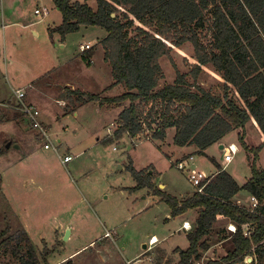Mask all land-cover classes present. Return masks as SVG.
I'll return each instance as SVG.
<instances>
[{
    "label": "rangeland",
    "instance_id": "1",
    "mask_svg": "<svg viewBox=\"0 0 264 264\" xmlns=\"http://www.w3.org/2000/svg\"><path fill=\"white\" fill-rule=\"evenodd\" d=\"M72 1L96 7L95 0ZM9 10L13 12L11 16ZM62 20L53 0H0V151L7 145L8 139L3 136L8 134L5 129L12 136L11 142L21 149L12 147L0 156V233L5 230L11 235L26 233L39 255L49 254L48 264H151L155 257L149 251L153 252L156 246L149 247V254L142 255L144 245H149L153 236L164 241L162 246L166 249L185 250L189 245L187 233L180 228L183 221H193L195 210L172 217L170 207L154 190L137 188L132 171L151 176L155 190L177 200L190 197L196 189L189 183L187 172L176 167L179 156L174 149L173 134L167 144L148 140L146 135H151L148 132L136 139L126 134L117 138V120L128 103L119 108L98 102L78 105L74 101L71 109L75 108L76 112L66 109L68 102L65 106L61 101L67 93L61 89L62 84L59 85V79L64 77L74 84L73 91L99 95L104 100L121 96L124 89L120 85L118 88L109 86L112 77L106 70L92 71L81 59L84 64L76 61L75 74H68L65 67L56 64L57 56L66 59L68 55H75L79 59V46H95L106 34L102 29L84 27L81 32L68 36L66 50L57 42L53 46L47 31L34 40L33 30L59 26ZM30 21L42 23L24 29L23 25ZM12 23L17 25H10ZM204 43H211L210 36ZM98 45L96 57L103 50L100 43ZM9 60L13 63L9 64ZM96 62L99 65L100 60L97 58ZM160 65L163 71L160 89L175 84L178 73L186 77L190 86H200L212 93H219L224 83L212 65L203 67L199 78L193 80L197 61L190 44L174 48L171 57L160 59ZM30 82L32 88L27 86ZM17 90L23 91L26 101L40 110V121L57 153L44 149L46 140L43 141L32 124L16 111L17 100L12 91ZM139 108L142 119L148 121L158 120L164 111L160 103L141 102ZM16 118L20 119L18 123ZM9 119L17 123L14 131L5 124ZM247 136L249 146L262 147L257 167L264 170L262 136L252 124L247 126ZM222 143L238 145L240 152L227 171L244 186L251 172L237 132ZM67 156L71 157V162L63 164ZM210 156L221 162L218 147L207 156H194V163L199 162L208 176L216 171L211 166ZM228 226L221 220L213 234L217 235L223 228L229 231ZM107 233L112 234L111 238L106 237ZM210 242L215 246L220 240L212 236ZM227 246L232 249L231 243H226L222 250ZM220 256L205 253L198 264L213 262V258L217 260ZM136 257L142 258L136 260ZM178 261L179 256L172 255L163 263ZM2 264L17 263L8 257Z\"/></svg>",
    "mask_w": 264,
    "mask_h": 264
},
{
    "label": "trees",
    "instance_id": "2",
    "mask_svg": "<svg viewBox=\"0 0 264 264\" xmlns=\"http://www.w3.org/2000/svg\"><path fill=\"white\" fill-rule=\"evenodd\" d=\"M53 2L63 20L49 30L50 35L58 34L64 40L83 27L102 29L106 36L100 45L104 61L112 70V87L120 85L124 89L121 96L104 100L99 95L65 88L63 99L69 102L66 109L76 112L71 109L74 101L78 105L98 102L119 108L128 103L117 120V138L126 134L136 139L148 132V140L164 142L167 132L174 129V146H194L200 156L237 132L251 172L243 187L212 158L219 173L203 183V194L195 192L183 200L155 190L151 176L132 170L137 188L154 190L170 207L172 217L191 210L199 212L187 235L189 248L178 251L179 264L202 261L210 250L219 217L237 229L231 237L233 249L225 258L207 264H243L247 257L253 258L251 264L264 262V170L257 167L262 147L254 148L246 142L247 126L252 124L264 145V0H95V8L87 2ZM209 36L211 43L206 45ZM186 44L192 46L197 61L193 80L199 78L203 67L212 65L224 81L219 93L190 86L179 73L175 84L160 89V59L171 57L174 48ZM93 55V47L81 54L88 67L92 66ZM141 102L164 106L159 119L143 120ZM8 150L3 147L0 156ZM241 191L259 201V206L252 210L237 205L234 198ZM244 227H248V237ZM48 255H39L26 233H0V264L8 257L17 264H48Z\"/></svg>",
    "mask_w": 264,
    "mask_h": 264
},
{
    "label": "crops",
    "instance_id": "3",
    "mask_svg": "<svg viewBox=\"0 0 264 264\" xmlns=\"http://www.w3.org/2000/svg\"><path fill=\"white\" fill-rule=\"evenodd\" d=\"M72 1V0H71ZM73 2V1H72ZM73 3H75V2H73ZM36 12V11H35ZM11 13H13L12 12V10H9V12H8V15L9 16H11ZM40 23H42V21H38V22H34V21H30V23H27V25L25 26V25H23V28L24 29H26V28H31V27H37L38 25H40ZM62 23V22H61ZM61 23H60V25H61ZM53 24H56V23H53ZM10 25H12V26H16L17 25V23H12V24H10ZM59 25V26H60ZM56 27H58V26H52V25H50V26H48L47 28H46V30H43V29H35V30H33V37H34V40L35 39H37V38H39V37H41V35H43L46 31H47V33L49 34V37H50V41H51V43H52V45L54 46L55 44H56V42L59 44V46H60V48L61 49H63V50H66V48H67V37L64 39V40H62L61 39V37L58 35V34H53V35H50V32H49V30H51V29H55ZM82 29H84V27L82 28ZM81 29V30H82ZM81 30H80V32H81ZM15 35V34H14ZM70 36V35H69ZM106 36V34L104 35V37ZM103 37V38H104ZM102 38V39H103ZM45 41V40H44ZM100 41L101 40H98L97 41V44L94 46H92V45H90L91 47H93V51H94V55H93V57H92V66L89 68V69H93L92 71H96V69H97V71L98 72H101V71H103V70H106L110 75H111V77H112V70H111V68H110V66L108 65V63H106L105 61H104V51L102 50V53L100 54V55H98V57H96L97 55V53L99 52L98 50H97V48L99 47V43H100ZM49 44V43H48ZM88 45V44H87ZM81 46H84L83 44H81L80 46H79V55L81 56V54H82V52H81ZM57 58H58V61H56V64L58 65V63H60V67H65V70L64 71H66L67 70V73L68 74H75L76 73V66H75V64H76V61H80V59L82 60V58L81 57H79V59H76V56L75 55H68L67 57H65L66 59H64V57H61L60 59H59V57L57 56ZM97 58L100 60V63H99V65H97V62H96V60H97ZM62 60V61H61ZM81 62V61H80ZM84 62V61H83ZM83 62H81V63H83ZM11 63H13L12 62V60H9V64H11ZM84 64V63H83ZM96 66V67H95ZM95 67V68H94ZM101 70V71H99V70ZM91 71V72H92ZM93 75H96V73L94 72V74ZM64 79H65V77H64ZM64 79H59V85L60 84H62V88L61 89H63V90H65V88H71L72 90H75V88H74V84L73 83H71V82H69V81H65ZM115 84V81H114V79H113V77H112V82L110 83V85L109 86H113ZM58 85V86H59ZM29 88H32V83L30 82L28 85H27ZM114 87H120L119 85H116V86H114ZM107 88V87H106ZM108 89V88H107ZM13 92V96H15V98H16V102H17V104H18V99H17V97H16V93L17 92H23V91H20V90H17V91H12ZM26 98H27V95L24 97V99L22 100L26 105H28V106H33V107H35L34 106V104L32 103V102H30V103H28L27 101H26ZM63 101H61V102H64V105L66 106V103L68 102V101H65L64 99H62ZM69 103V102H68ZM69 104H67V106H68ZM2 107H6V106H3V104L1 105ZM64 106V107H65ZM66 106V107H67ZM36 109H38L37 107H35ZM123 109V108H122ZM39 110V109H38ZM40 111V110H39ZM41 113V112H40ZM17 119V123H18V121L20 120V119H18V118H16ZM27 120V119H26ZM17 123L16 122H14L13 120H11V119H9L8 121H6V125H8V126H11L13 129H12V131H14L15 129V125H17ZM42 123V122H41ZM5 124H3V125H5ZM44 126V125H43ZM45 127V126H44ZM5 131L6 132H8V134L7 133H5V134H3V136H5V137H7V139L8 140H6L5 141V143L6 142H11V139L10 138H12V136L10 135V133H9V131L8 130H6L5 129ZM2 133H4V131L2 132ZM7 134V135H6ZM173 134V135H172ZM172 135V137H173V139H174V136H175V130L174 129H171V130H169L168 132H167V138H166V140L164 141V142H159V143H162V144H167V140H168V137L169 136H171ZM229 136V135H228ZM228 136L226 137V138H228ZM262 141H263V139H262ZM13 142V141H12ZM11 142V143H12ZM158 142V141H157ZM170 142V141H169ZM12 145H14V144H12ZM168 145H170L171 146V144L170 143H168ZM173 145V144H172ZM221 145V144H220ZM220 145H215V146H212L211 148H209L206 152H205V155L207 156V153H209L210 151H212L213 150V148L214 147H218L219 148V151L222 153L223 152V149H220ZM222 145L225 147V144L224 143H222ZM238 146V145H237ZM175 147V146H174ZM12 148V147H11ZM10 148V149H11ZM175 149V151L178 153V156H179V160H178V162L179 161H181V160H183V159H187L188 158V160H190V164H189V166L192 168V169H197L199 172H202V173H204L207 177H214V176H216L218 173H219V170L217 169V167H216V165H214L211 161H210V163H211V166L213 167H215V173L214 174H212L211 176H208L204 171H203V169H201V164L198 162V163H194V161H195V158H194V156L196 155V149H195V147L194 146H188V147H184V148H177V147H175L174 148ZM8 150V149H7ZM9 151V150H8ZM7 151V152H8ZM239 152H240V149H239ZM262 153V152H261ZM6 154V153H5ZM4 154V155H5ZM190 158V159H189ZM210 158H212V159H214L213 158V156H210ZM215 160V159H214ZM221 162L220 163H218L220 166H221V168L223 169V171H226L227 173H228V167L231 165H228V166H225L224 164H223V153H222V159L220 160ZM214 169V168H213ZM228 174H230V173H228ZM231 175V174H230ZM232 176V175H231ZM233 177V176H232ZM234 178V177H233ZM235 179V178H234ZM247 181V180H246ZM237 183H238V185H239V182L238 181H236ZM244 185H245V183H244ZM240 187H243V185H239ZM196 191V190H195ZM195 191L193 192V193H191V195H190V197L191 196H193L194 194H195ZM189 198V197H188ZM251 198H252V196L249 194V193H247L246 191H241L238 195H236L235 196V198H234V202L237 204V205H239V206H242V207H245V208H251ZM181 200H183V199H181ZM195 212H196V217L193 219V221H188V220H185V221H183V223H182V225H181V228H180V230H182V231H184L185 233H187V235H188V233L190 232V231H186V230H184L183 229V224H185V223H188L190 226H191V230L193 229V227H194V223L196 222V220H197V218H198V216H199V212L197 211V210H195ZM223 221V222H225V223H227V225H234V224H232V223H230L227 219H225V218H223V217H219L218 218V220H217V222L215 223V225H214V230H216L215 228H216V224L217 223H219L220 221ZM215 233V232H214ZM187 235H186V238H187ZM220 236H222L223 238H225V240H223V241H220V243H218L217 245H215V246H218L217 247V250H214L213 248L215 247L214 245H212L211 247H210V250L206 253V254H208V255H222V253H223V255L222 256H220L221 258H219L218 257V259L216 260V259H212L213 261H219V260H221V259H223V258H225L227 255H228V253L233 249V244H232V241H231V237H232V233L231 232H229L228 230H227V228H223L222 230H218V234L216 235V234H213V238L214 237H216V238H218L219 240H220ZM152 238H156V240L158 241V243L155 245L156 246V248L153 250V252L152 251H149L150 252V255L152 256V255H154V257H155V259H153V260H151V264H164L163 262H168V260L171 258V256L172 255H177V256H179V254H178V251H180L181 249L180 248H175V249H173V250H170V249H166V248H164L163 246H162V243L164 242H161L157 237H155V236H153V237H151L150 238V240L152 239ZM187 240H188V238H187ZM226 243H231V245H232V249H231V247H229V246H227L226 248V250H225V248H224V250H222L223 249V247H222V245H224V244H226ZM188 244H189V241H188ZM146 248L144 249V253H143V255H142V257L143 256H145V255H147V253H148V251H147V249H149V246L148 245H144ZM189 248V245H188V247L185 249V250H187ZM230 249V250H229ZM150 250V249H149ZM146 251V252H145ZM149 254V253H148ZM139 257V256H138ZM138 257H136V260H140L141 258H138ZM138 258V259H137ZM247 261H249V262H251L252 263V261H253V259H248ZM179 262H180V257H179V261L177 262V263H175V264H179ZM199 263V262H198ZM198 263H196V264H198ZM166 264V263H165Z\"/></svg>",
    "mask_w": 264,
    "mask_h": 264
},
{
    "label": "built area",
    "instance_id": "4",
    "mask_svg": "<svg viewBox=\"0 0 264 264\" xmlns=\"http://www.w3.org/2000/svg\"><path fill=\"white\" fill-rule=\"evenodd\" d=\"M38 13L39 12L37 11L36 14H38ZM91 48L92 47L89 44L81 46V52L84 53V52L90 50ZM16 97L19 101L17 106L15 107L16 111L21 112L23 114V116L38 131V133H39L40 137L43 139V141L46 140V144L44 146V149L47 151L53 150L57 153V148L54 146V143L52 142V139H51L47 129L43 126V124L40 121V116H41L40 111L33 106L26 105L22 101L25 97V94L23 92H17ZM222 153H223V164L225 166H228L233 162L235 156L239 153V147L236 144H229L228 146L224 147ZM69 162H71V157H69V156L65 157L64 160L62 161L63 164H67ZM189 162H190V160H188V158L183 159V160L176 163V167L181 172H187L189 183L196 189L197 193L203 194L204 189H205V185H206V183L205 184H203V183L208 181L212 177H207L204 173L199 172L195 168L192 169L189 166V164H190ZM258 206H259V201H257L254 197H252L251 198V209L254 210ZM247 228L248 227H244V235L246 237L249 236V232H248ZM183 229L186 231H191V226L188 223H185V224H183ZM228 229L232 234H235L237 231V229L234 225H229ZM111 236H112L111 233L106 234V237L111 238ZM157 243H158V241L156 240V238H152L149 241L148 246L152 248ZM247 259H248V257L245 259V262L247 261Z\"/></svg>",
    "mask_w": 264,
    "mask_h": 264
},
{
    "label": "water",
    "instance_id": "5",
    "mask_svg": "<svg viewBox=\"0 0 264 264\" xmlns=\"http://www.w3.org/2000/svg\"><path fill=\"white\" fill-rule=\"evenodd\" d=\"M11 147H14L16 150H19V151L21 150L19 146H17V145H12V143L9 142V143L6 145V149H10ZM223 148H224V146L221 144V145H220V149H223ZM144 248H146V247L144 246Z\"/></svg>",
    "mask_w": 264,
    "mask_h": 264
}]
</instances>
